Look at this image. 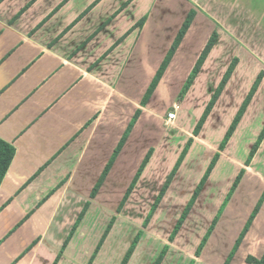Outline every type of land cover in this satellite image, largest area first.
I'll return each mask as SVG.
<instances>
[{
    "label": "crops",
    "instance_id": "0c3cea01",
    "mask_svg": "<svg viewBox=\"0 0 264 264\" xmlns=\"http://www.w3.org/2000/svg\"><path fill=\"white\" fill-rule=\"evenodd\" d=\"M192 12L190 29L143 105ZM214 37L216 43L186 101L207 107L234 63L236 67L197 137L185 134L186 120L179 122L177 116L173 132L182 142L183 135L184 141L193 139V145L162 204L179 195L182 176L194 180L196 190L218 154L188 220L200 211V201L225 164L246 174L202 255L194 261L196 255L189 252L193 264H225L264 195V143L249 167L242 160L250 152L239 145L243 126L255 124L254 119L264 125V0H0V139L16 152L0 187V264H89L151 149L154 154L127 205L139 191L149 201L158 198L177 163L176 157L163 156L168 116L160 104L168 95L169 112L175 107L183 79L193 73ZM260 77L238 128L221 151ZM138 111L126 145L92 200V191ZM252 134L257 139L258 132ZM195 153L203 162L185 169ZM194 192L177 205H188ZM214 198L203 207L210 208L205 213L213 220L224 194ZM88 202L91 207L71 237ZM117 230L118 222L93 264H103L105 253H117ZM249 256L264 258V203L230 264H248Z\"/></svg>",
    "mask_w": 264,
    "mask_h": 264
},
{
    "label": "rangeland",
    "instance_id": "374dc122",
    "mask_svg": "<svg viewBox=\"0 0 264 264\" xmlns=\"http://www.w3.org/2000/svg\"><path fill=\"white\" fill-rule=\"evenodd\" d=\"M191 77H192V74L188 78L183 79L184 85L182 87V92H183L184 88L186 86H188V83H189ZM182 92H181V94H182ZM180 95H179V97H180ZM187 95L182 97L181 102L179 101V98H178L177 103L175 105V107H177V109H178L177 116H178L179 122H184L186 120V123L184 122L185 124L183 126V128L187 129V132H185V134H188L189 132H192V133L194 132V130H195L194 127H193V129L191 128L193 125V121L197 120V118H198L197 121L200 122L201 118L203 117V115L206 111L204 109H207V107L209 106L208 105L204 109H201V108L199 109L197 104L193 103L191 100L187 99V101H186ZM167 96L168 95H166L165 100L160 104V109H161V112L163 114H165L164 116H168L169 113L173 110L172 109L173 105H172L170 112H169L168 108L170 107V102H169V99ZM214 97H215V95L213 96V98ZM181 103H183V105H182L183 108L181 107V109H180ZM261 113H262V110H261ZM166 122H167V119H166ZM253 122H256V123L251 124L250 122H248V124H251V125H245L242 128L243 132H244V134H243L244 137L241 139V142L239 143L241 150L246 147L248 149V151L250 152L251 148H253L254 144L258 140L260 133H262L261 131H263V129H264V125L260 127V125L258 124V123H263L262 120L257 119V121H256V119H254ZM173 124H174L173 126L169 127L168 124L165 123L166 135L164 138H166V139L162 142L164 144V146L162 148V150H163L162 152H164L163 156H165V160H166V157L167 158L176 157L177 160L175 161V163L176 162L178 163L180 157L182 156V153L186 149L188 142L190 140L189 141L187 140L188 142L184 141L186 139V137H185V135H183L184 140L182 142L181 141L182 137L178 136V132L174 133L173 132L174 130H172V129H174V126L176 125V121ZM257 125H259V126H257ZM254 131L258 132V135L256 137L257 139H254V137H253L254 134H252V133ZM180 141L182 143H180ZM183 144H184L183 149L180 150V153L177 154L178 149L181 148ZM233 150L234 149H231L232 153H233ZM196 155H197V153L193 154L191 157L188 158V160L185 164V169H187V170L191 169L190 167H193V169H194V168H196V165H198L199 162H201V160H202L201 154H199L198 157H196ZM263 156H264V154H263ZM248 157H249V155H248ZM248 157L244 158L242 160V162L245 163ZM238 159L239 158H237L236 160H238ZM202 162H203V160H202ZM252 162H253V160H252ZM177 163H176V165H177ZM176 165H175V167H176ZM223 167L224 168L221 169L215 177V180L213 182L214 186L212 184L213 189L211 188L212 190L210 189L203 196L202 200L200 201L201 202L200 211H198V209H197V211L195 210V212L191 215L189 220H188V217L190 214L188 215V217L186 219L187 222L185 221L186 225H185L184 229L181 228L183 230L182 235L180 236L179 239H176L178 236L177 235L175 238L176 241L175 240L173 241V244L175 242L174 246L172 245L171 242H169L170 238L172 237L173 232L175 230V227L178 225L180 219L182 218V216H183V214H184V212L188 206V205H183V208H181L177 204L185 202L186 201L185 198L190 197L191 194L195 191V189L192 190V187H193L192 185H194V180L191 181V179H185L186 177H184V176H182L183 178L180 177V179L182 180L181 182L178 179V184L181 187V192L179 193V195H176V197H174V201L171 198H169L167 203L162 204V202H161L159 204V207L157 209V211L161 209L159 214L157 216H155L154 219L152 218L153 221L151 220V223L148 225V227L146 229H144L145 222H146L148 216L151 214V210H152L153 206L156 204L158 198L149 201V200L143 198L141 192L139 191L137 193V195L135 196V198L130 201L129 205H127L125 207L124 211L122 212L123 215L122 214H121L122 216L118 215V217L120 219H118V230H117V233L115 236V239L117 241V243H116L117 253L116 254H114V253H112V254L107 253L106 254L105 253L102 257L103 264H121L124 256L127 253L128 248L131 245V244L127 245V243H129V242L132 243L133 240L135 239V237L138 235L139 231H144L145 236L142 239L139 252L137 251V253L134 254V256H133L134 259H132L129 264H156L158 258L160 257V255H161V253H162V251L166 245H169L170 247H172V249L168 250V255H167L166 259L164 260L163 264H190L191 260L189 259V257H190L189 252H191V254H193V255H196L200 244L203 242V240L207 236V234H208V232H209V230L213 224V222H211L213 220V218H211L210 216H207V214L205 213L207 211L210 212V208L208 209V207H205L203 209V207L205 206L206 203L211 201V199L215 200L214 195L216 197L218 193H223L224 194V198H223L224 200H223V202L221 201L222 204L220 205L219 209L217 210V213H216V216H217L219 214L222 206L227 202V198L231 192L232 186H233L236 178L239 176V174L241 172L240 171V172L236 173L232 164H231V166H230V164L229 165L225 164V166H223ZM246 167H249V166H246ZM171 174H170V176H171ZM170 176H169V178H170ZM169 178H168V180H169ZM217 183L221 184L220 188H218V186H215V184H217ZM173 191H174V189H172L171 193ZM125 194H124L123 198L125 197ZM212 194H214V195H212ZM210 195H212V196H210ZM209 197H210V199H209ZM123 198L120 200L119 206H120ZM173 202H177L176 206L172 205ZM187 203H185V204H187ZM177 206L179 208H177ZM182 210H183V213L181 214L180 211H182ZM201 210H204V211L201 213ZM116 212H117V210H115L114 215H116ZM243 215H245V210H243L240 213V216H243ZM202 221H204V223ZM163 228H165V229H163ZM156 237H158V238H156ZM198 240H199V242H201L199 245L197 244ZM164 242H166L165 245H164ZM211 251L212 250L210 249L209 253ZM193 258H194V261H197V259L199 257L193 256ZM114 259H115V261H114Z\"/></svg>",
    "mask_w": 264,
    "mask_h": 264
},
{
    "label": "trees",
    "instance_id": "16d2710c",
    "mask_svg": "<svg viewBox=\"0 0 264 264\" xmlns=\"http://www.w3.org/2000/svg\"><path fill=\"white\" fill-rule=\"evenodd\" d=\"M195 19V13L192 12L189 14L187 20L185 21L181 31L179 32V35L177 36L176 40H175V43L173 44L166 60L164 61V63L162 64L160 70L158 71L157 75L155 76V78L153 79L151 85H150V88L148 89V92L146 93L144 99H143V105H147L150 101V99L152 98L155 90L157 89L160 81L162 80L164 74H165V71L167 69V67L169 66L174 54L176 53V51L178 50V48L180 47L185 35L187 34L188 30L190 29L193 21ZM143 23L144 21L140 22L139 24V27L141 28L143 26ZM216 43V37L212 38V40L210 41L209 45L207 46L204 54L202 55L201 59L199 60L195 70L193 71L192 73V77L188 83V86H186L182 92V94L180 95L179 97V101L181 102L182 100V97L187 95L191 89V87L193 86L196 78L198 77L199 73H200V70L202 68V66L204 65V62L206 60V58L208 57L209 53L211 52L212 48L214 47ZM236 67V63L233 64V66L231 67V69L229 70L228 74L226 75V77L224 78L219 90L217 91V93L215 94V97L212 99V101L210 102L209 106L207 107L203 117L201 118L200 122L197 124L193 134L195 137H197L200 132L202 131L208 117L210 116V114L212 113L219 97L221 96L226 84L228 83V81L230 80L233 72H234V69ZM262 79L263 77H260L257 81V83L255 84V86L253 87L251 93L249 94L247 100L245 101L244 105L242 106V108L240 109L238 115L236 116L233 124L231 125L224 141L222 142L221 144V147H220V150L221 151H224L227 147V145L229 144L231 138L233 137L234 135V132L236 131V129L238 128L246 110L248 109V106L252 100V98L254 97L256 91L258 90V87L260 86L261 82H262ZM141 112L138 111L135 118H134V121L132 122V124L129 126L128 128V131L127 133L124 135L123 139L121 140L117 150L115 151V153L113 154L111 160H110V163L108 164V166L106 167L103 175H102V178L101 180L98 182V184L96 185V187L94 188V190L92 191V194H91V199L94 200L97 195L99 194L106 178L108 177V175L110 174V171L116 161V159L118 158V156L120 155L121 151L123 150L124 146L126 145V142L129 138V135L130 133L132 132L139 116H140ZM264 143V129L262 131V133L260 134L258 140L256 141V143L254 144L252 150L250 151V154H249V157L246 161V166H250L251 165V162L252 160L255 158L256 154L258 153L260 147L262 146V144ZM193 145V139H191L189 142H188V145L186 147V149L184 150V152L182 153V156L180 157L176 167L174 168L169 180H167L165 186L163 187V189L161 190L159 196H158V199H157V202L156 204L153 206L152 210H151V214L148 216L146 222H145V225H144V229H146L148 227V225L150 224L152 218L154 217L155 215V212L157 211L158 207H159V204L162 202L163 198L165 197L166 193L168 192L169 190V187L172 183V181L174 180L175 176L177 175L179 169H180V166L182 165L184 159L186 158L188 152L190 151L191 147ZM15 148L13 146H11L10 144H8L7 142H5L4 140L0 139V187L4 181V178L6 177L9 169H10V166L14 160V157H15ZM154 154V149H151L150 152L148 153L143 165L141 166V169L140 171L138 172V174L136 175L133 183L131 184L130 188L127 190L126 194H125V197L123 198L120 206H118V209H117V212H116V215L113 216V218L111 219L104 235H103V238L95 252V254L93 255L91 261L89 264H93L96 257L98 256L99 252L101 251L102 247L104 246L107 238L109 237V235L111 234L112 230L114 229L116 223L118 222V215L122 214V212L124 211L126 205L128 204L129 202V199L131 197V195L133 194L134 190L136 189V186L138 184V181L139 179L141 178L142 176V173L144 172L146 166L149 164L152 156ZM220 158V155H216L213 159V161L211 162L207 172L205 173L204 177L202 178L200 184L198 185L197 189L195 190L194 192V195L192 197V200L189 202L182 218L180 219L178 225L175 227V230L173 232V235L172 237L170 238V241L171 243H173V241L175 240L176 236L178 235V233L180 232L182 226L184 225L188 215L190 214L192 208L194 207L198 197L200 196V194L202 193V191L204 190V187L205 185L207 184L211 174L213 173L214 171V168L216 167L217 163H218V160ZM246 174V170L243 169L239 176L236 178L233 186H232V189H231V192L227 198V202L222 206L219 214L215 217V220L213 221V224L207 234V236L205 237V239L203 240V242L200 244L199 246V249L197 250V253H196V256L197 257H200L208 243V241L210 240L214 230L216 229L217 227V224L224 212V210L226 209L227 205L229 204V202L231 201L232 197L234 196V194L236 193L238 187L240 186V184L242 183V180L244 178ZM264 203V195L263 197L261 198V200L259 201L257 207L254 209L250 219L248 220L242 234L240 235L239 239L237 240L233 250H232V253L230 254L228 260L226 261L225 264H230L232 259L234 258V256L236 255L238 249L240 248L246 234L249 232L256 216L258 215V213L260 212L261 210V207ZM91 207V202H88L84 211L81 213V216L79 217L78 219V222L76 224V227L71 235V237L73 236V234L75 233V231L77 230L78 226L81 224L82 220L85 218L86 214L88 213L89 209ZM145 236V232L144 231H139L138 235L135 237V239L133 240V242L131 243L130 247L128 248L127 250V253L126 255L124 256L123 258V261L121 264H129L136 252V250L139 248L141 242H142V239L143 237ZM68 244V243H67ZM168 250H170V246L169 245H166L160 255V257L158 258L156 264H163L164 260L166 259L167 255H168ZM247 263L248 264H264V258L261 260V261H258L256 260L254 257H251L249 256L247 258ZM194 262V261H193ZM193 262H191V264H193Z\"/></svg>",
    "mask_w": 264,
    "mask_h": 264
},
{
    "label": "built area",
    "instance_id": "2783aa9c",
    "mask_svg": "<svg viewBox=\"0 0 264 264\" xmlns=\"http://www.w3.org/2000/svg\"><path fill=\"white\" fill-rule=\"evenodd\" d=\"M177 112H178L177 107H174L173 110L169 113L168 119H167V122H166L169 127L174 125L173 123L177 119Z\"/></svg>",
    "mask_w": 264,
    "mask_h": 264
}]
</instances>
